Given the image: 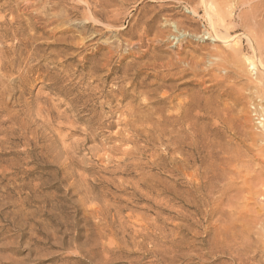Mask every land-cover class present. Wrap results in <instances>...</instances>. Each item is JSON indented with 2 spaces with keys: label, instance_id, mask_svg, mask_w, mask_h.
I'll return each mask as SVG.
<instances>
[{
  "label": "rangeland",
  "instance_id": "1",
  "mask_svg": "<svg viewBox=\"0 0 264 264\" xmlns=\"http://www.w3.org/2000/svg\"><path fill=\"white\" fill-rule=\"evenodd\" d=\"M263 10L0 0V264H264Z\"/></svg>",
  "mask_w": 264,
  "mask_h": 264
},
{
  "label": "bare ground",
  "instance_id": "2",
  "mask_svg": "<svg viewBox=\"0 0 264 264\" xmlns=\"http://www.w3.org/2000/svg\"><path fill=\"white\" fill-rule=\"evenodd\" d=\"M34 3V2H33ZM100 10V9H99ZM262 14H264V10L262 11ZM43 15V14H42ZM220 17V16H219ZM253 37V36H252ZM254 39V38H253ZM255 42V41H254ZM249 61V65L252 67V69L254 68V67H256L255 66V63L250 59V58H247ZM260 62V61H259ZM261 138H264V135H263V137L261 136ZM264 140V139H263Z\"/></svg>",
  "mask_w": 264,
  "mask_h": 264
}]
</instances>
